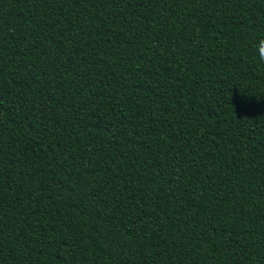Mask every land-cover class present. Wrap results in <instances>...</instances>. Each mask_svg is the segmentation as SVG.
Segmentation results:
<instances>
[{
  "label": "trees",
  "instance_id": "1",
  "mask_svg": "<svg viewBox=\"0 0 264 264\" xmlns=\"http://www.w3.org/2000/svg\"><path fill=\"white\" fill-rule=\"evenodd\" d=\"M264 0H0V264H264Z\"/></svg>",
  "mask_w": 264,
  "mask_h": 264
},
{
  "label": "clouds",
  "instance_id": "2",
  "mask_svg": "<svg viewBox=\"0 0 264 264\" xmlns=\"http://www.w3.org/2000/svg\"><path fill=\"white\" fill-rule=\"evenodd\" d=\"M258 51L261 59H264V39H262L258 46Z\"/></svg>",
  "mask_w": 264,
  "mask_h": 264
}]
</instances>
